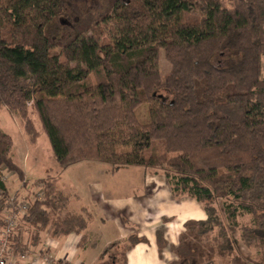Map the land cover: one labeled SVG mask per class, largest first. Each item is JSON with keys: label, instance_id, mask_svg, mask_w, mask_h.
Here are the masks:
<instances>
[{"label": "trees", "instance_id": "obj_1", "mask_svg": "<svg viewBox=\"0 0 264 264\" xmlns=\"http://www.w3.org/2000/svg\"><path fill=\"white\" fill-rule=\"evenodd\" d=\"M65 2L0 0V110L20 119L32 143L39 137L35 114L63 170L83 162L113 171L141 167L165 176L174 197L196 200L207 219L186 225L169 264H215L241 244L264 264V0H110L107 11L60 42L50 27ZM162 54L171 65L166 77ZM143 104L148 124L136 114ZM13 147L0 129L6 196L13 191L5 172L25 178ZM35 184L42 198L28 184L30 208L11 239L15 254L29 251L25 236L36 244L52 217L67 213L55 236L88 226L68 211L58 178ZM242 217L250 220L240 226ZM157 241L161 254L168 244L160 233ZM141 242L128 239L124 264ZM109 264H117L115 256Z\"/></svg>", "mask_w": 264, "mask_h": 264}, {"label": "crops", "instance_id": "obj_2", "mask_svg": "<svg viewBox=\"0 0 264 264\" xmlns=\"http://www.w3.org/2000/svg\"><path fill=\"white\" fill-rule=\"evenodd\" d=\"M95 163L83 162L52 176L58 178V188L69 197L68 211L87 219L86 229L81 234L68 236H55L54 230L46 231L36 244L30 242V250L48 246L64 262L86 264L85 258L79 257L80 252L95 247L97 240L104 237L98 225L101 223L111 231L105 238L103 252L114 243L127 244L130 237L137 236L146 242L138 243L127 252V264H169L173 260L170 247L179 243L186 225L207 219L203 207L196 200L186 196L174 197L167 178L162 174L144 168L136 169L141 167L113 171L111 167ZM48 176L51 174L48 173ZM126 178L128 183L122 184ZM10 179L7 187L13 191L19 179L17 176ZM65 186L69 189L64 190ZM81 188L85 192H81ZM158 233L168 244L161 254ZM100 256L94 264H98Z\"/></svg>", "mask_w": 264, "mask_h": 264}, {"label": "rangeland", "instance_id": "obj_3", "mask_svg": "<svg viewBox=\"0 0 264 264\" xmlns=\"http://www.w3.org/2000/svg\"><path fill=\"white\" fill-rule=\"evenodd\" d=\"M72 1L73 3H70V1L68 0L67 2L64 3L61 14L58 16L57 20L54 22L55 24L54 25L52 24V26L50 27V32L52 36H54L56 40L60 42H66V40L69 37L73 36V34L77 32L76 27L78 26V24L90 23V21H93L94 19L98 18L102 12L107 11L110 7V0H72ZM159 70H160L162 77H166L171 71V65L167 62L163 54L160 57ZM96 79L97 77L95 75L90 76V81L92 83H95ZM136 114L141 124L150 123L151 118L149 115L148 104L141 105L137 109ZM30 116L32 120L35 121L36 128L39 133V137L35 143L30 142V137L26 134L21 124L20 119L16 117L15 115L11 114L6 108H3L0 110V128H3L4 130H6V132L10 134L8 135L12 138L13 143H14V147H13L14 162H16L25 171V174L28 175L29 180H26V181L32 188V191L34 193H38L41 191V188L40 186H36L35 183H38L40 180L44 179L48 175V173H50L51 176H55L57 172L63 173V170L59 167L57 161L55 160L53 156V151H52L50 141L46 133L43 131L38 117L33 113ZM21 130L23 132H21ZM95 164L100 165V166L102 165L104 167H111L110 165L103 164V163H95ZM136 169L142 170V168H136ZM8 173L11 176H17L15 173H11V172H8ZM17 179L19 180L17 181L16 186H18L22 182V180H20L18 176H17ZM119 179H122V178H119ZM10 180L11 179H9V181ZM123 180L124 182L122 184L128 183V178L123 179ZM16 186L14 187V189L16 188ZM78 188H80V184L78 185ZM68 189L69 188L65 186L64 190H68ZM80 191L85 192L83 188H81ZM222 203L223 202L221 201L217 205L219 210L220 209L222 210V205H221ZM65 214L63 213L62 217L61 216L60 217L63 218ZM60 217L58 216L52 217V223L46 231L55 230V227H54L55 223L60 221ZM249 220H250V217L239 218V221L241 222L240 226H243L242 224H247ZM98 225L101 227L100 232L101 233L103 232L104 237L101 236V238L97 240V244L95 247L90 248L86 252H80V255H79V257L81 258H85L84 260H86V264H94L96 262V260L99 258L104 248L106 247L105 238L107 234L111 232L110 229H107L105 225L104 227L101 223H98ZM25 237H26L25 238L26 241H29V244H30L31 239L28 240L29 237H27V235ZM237 237L240 238V232H237ZM126 248H127L126 244H121V245H117L116 247H113L104 256L103 260L98 262V264L111 263V258H113V256L116 257L117 264H124V255L126 252ZM37 249L39 250V248ZM51 254L55 257L56 261L61 260V258H59L58 255L54 253H51ZM256 258H257L256 250L254 248H249L245 246L244 244H241V248L237 253H235L231 257L225 258L224 260L216 259L215 264H257L259 262H255Z\"/></svg>", "mask_w": 264, "mask_h": 264}, {"label": "built area", "instance_id": "obj_4", "mask_svg": "<svg viewBox=\"0 0 264 264\" xmlns=\"http://www.w3.org/2000/svg\"><path fill=\"white\" fill-rule=\"evenodd\" d=\"M10 177L8 172L4 173L2 180L6 185ZM26 182V180L22 181L7 196L0 190V200L6 197V208L2 215L3 226L0 231V264H56L57 261L48 246L22 254L13 252L11 239L30 208L24 200L25 193L30 189L29 185L26 186ZM42 194L43 192H40L37 197L42 198Z\"/></svg>", "mask_w": 264, "mask_h": 264}]
</instances>
